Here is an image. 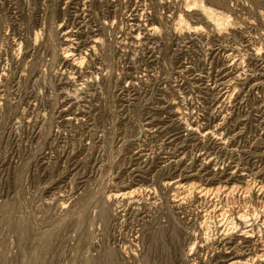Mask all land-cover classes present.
Masks as SVG:
<instances>
[{"label": "rangeland", "instance_id": "obj_1", "mask_svg": "<svg viewBox=\"0 0 264 264\" xmlns=\"http://www.w3.org/2000/svg\"><path fill=\"white\" fill-rule=\"evenodd\" d=\"M187 1L0 0V264H264V0Z\"/></svg>", "mask_w": 264, "mask_h": 264}, {"label": "bare ground", "instance_id": "obj_2", "mask_svg": "<svg viewBox=\"0 0 264 264\" xmlns=\"http://www.w3.org/2000/svg\"><path fill=\"white\" fill-rule=\"evenodd\" d=\"M211 1H213V2H217V1H219V0H211ZM219 2H221V0L219 1ZM186 6L188 7L187 8V11H191V10H194V9H196L195 7H199V9L202 11V14L203 15H205L208 19H209V21H212L215 25H217L218 27H224V26H227V25H230V24H228L229 23V16L228 15H225L224 13H222V12H218V11H216V9H214L213 7H211L210 5H207L206 4V1L204 2V0H188L187 1V3H186ZM195 6V7H194ZM146 10V9H145ZM76 13V12H75ZM205 20V19H204ZM182 22H184V18L182 17V15H180V23H182ZM186 22V21H185ZM84 23V22H83ZM187 23V22H186ZM206 25V24H205ZM69 32H70V30H69ZM90 32V31H89ZM66 33V32H65ZM71 36L72 35H70L69 33L67 34V38L65 39V41H67V42H69V41H71L73 38H71ZM91 36V35H90ZM89 36V37H90ZM88 37V38H89ZM96 38V37H95ZM90 39L91 41H89V45L93 48L97 43H98V39ZM221 40V39H220ZM73 41V40H72ZM75 41V40H74ZM86 41H88V39L86 40ZM139 42V41H138ZM77 43V42H76ZM100 43V42H99ZM98 46V45H97ZM71 47V46H70ZM70 47H66L65 48V50H64V52H63V61H69L71 58H72V60H73V62H72V64H73V66H75V67H79V66H81V65H83V61L85 60L84 58V56L83 55H80V56H78V54H75L74 52H73V50L70 48ZM87 47H89V46H87ZM96 47V46H95ZM94 47V48H95ZM91 48V49H92ZM162 50V49H161ZM93 51V50H92ZM94 52H95V50H94ZM5 53V52H4ZM77 55V56H76ZM71 67V66H70ZM76 70V69H75ZM89 78V77H88ZM69 79V78H68ZM89 81V80H88ZM84 84V83H83ZM217 85V84H216ZM222 85H223V83H222ZM80 89V88H79ZM78 90V89H77ZM127 91V90H126ZM66 95V94H65ZM80 100V99H79ZM209 103V102H208ZM80 110V109H79ZM173 111V110H172ZM64 112V111H63ZM76 113V112H75ZM74 113V114H75ZM225 117V116H224ZM70 118H72V117H70ZM70 118H66V119H70ZM74 118V117H73ZM78 118V117H77ZM79 120V119H78ZM189 127V126H188ZM194 127L192 126V124H191V127H189V129L190 130H194L193 129ZM196 130V129H195ZM197 132V131H196ZM194 133V132H193ZM220 139V138H219ZM264 141V140H263ZM71 153V152H70ZM66 160V159H65ZM172 161V160H171ZM71 163V162H70ZM100 166V165H99ZM222 167V166H221ZM179 185V184H178ZM181 185V184H180ZM235 185V184H234ZM234 185H232V186H229V187H212V188H205V187H200V186H197L195 183H189V184H187L186 186H183L182 188H184V190H182L183 192H189L191 189L193 190V191H196V192H198V193H200L202 196L203 195H209L210 193H216V192H220V191H222V192H226L227 194H232L233 195V193L234 192H236V189H237V187L236 186H234ZM249 186H250V184H249ZM256 186V185H255ZM260 185H258V187H259ZM262 186H264V185H262ZM261 186V187H262ZM247 187V186H246ZM254 187V186H253ZM258 187H256L257 189H258ZM247 189V188H246ZM245 189V190H246ZM253 189V188H252ZM134 190V189H133ZM251 190V189H250ZM259 190H260V188H259ZM262 191H263V189H262ZM135 192V191H134ZM182 192V193H183ZM222 192H220V193H222ZM261 192V191H260ZM264 192V191H263ZM133 193V191L131 190V191H125V192H121L120 194H118V195H123V196H125V195H127V194H132ZM134 194V193H133ZM187 195H189V193H186ZM218 194V193H217ZM224 195H225V193H223ZM226 194V195H227ZM264 194V193H263ZM113 196H117L116 195V193H114V194H112ZM186 195V196H187ZM195 195V194H194ZM215 195V194H214ZM219 195V194H218ZM182 196V195H181ZM229 196V195H228ZM228 196L227 197H225V198H228ZM262 196V195H261ZM200 197V196H199ZM203 197H205V196H203ZM202 197V198H203ZM209 197V196H208ZM183 198H185V196L183 195ZM181 199H182V197H181ZM180 199V200H181ZM206 199V198H205ZM221 199V198H220ZM224 199V198H223ZM251 199V198H250ZM176 201V200H175ZM216 201V200H215ZM236 202V201H235ZM206 203V202H205ZM222 203H224V202H222ZM178 204V203H177ZM226 204V203H225ZM63 205V204H62ZM227 205V204H226ZM243 205V204H242ZM215 207V206H214ZM211 209V208H210ZM217 209H219V208H217ZM213 209H211V211H212ZM216 211V210H215ZM258 211V210H257ZM216 212H218V211H216ZM224 213V211L223 212H221L220 213V216L222 215ZM226 213V212H225ZM246 212H240V213H238V216H237V219L238 220H236V221H239L240 222V224H241V222H248V217L246 216ZM263 214V213H262ZM224 215V214H223ZM251 215V214H250ZM249 215V216H250ZM235 220H233L232 221V224L234 225L233 227L234 228H237V227H239L240 225H239V223H237ZM210 221V220H209ZM225 221V220H224ZM260 221V220H259ZM244 223V224H245ZM251 224V223H250ZM259 224V223H258ZM261 224V223H260ZM253 225V224H252ZM231 226V225H230ZM232 227V228H233ZM248 227V226H247ZM251 227V226H250ZM226 228H227V226H226ZM230 228V227H229ZM240 228V229H239ZM238 229H239V232L240 233H238V236H241L242 238H248L250 235L248 234L249 233V230H251V229H243V228H241V227H239ZM228 229V228H227ZM226 229V230H227ZM237 229V230H238ZM235 230V229H234ZM234 230H232L233 232H235ZM255 230V229H254ZM259 230V229H258ZM229 231H230V229H229ZM232 231L231 232H229V233H232ZM260 231V230H259ZM252 232V231H251ZM225 233H227V232H225ZM224 233V234H225ZM236 233H237V231H236ZM253 233V232H252ZM228 234V233H227ZM233 234V233H232ZM260 234H261V232H260ZM226 235V234H225ZM234 235V234H233ZM252 235V234H251ZM253 236V235H252ZM251 238V237H250ZM254 238H256V237H254ZM230 239V238H229ZM240 239V238H239ZM238 239V240H239ZM216 240V239H215ZM244 240V239H243ZM249 240V239H248ZM252 241V240H251ZM250 240H249V242H251ZM243 242H247L248 243V241L245 239ZM254 242V241H253ZM231 242H229V244H230ZM256 244H257V242H256ZM247 245V244H246ZM245 245V246H246ZM249 245V244H248ZM247 245V246H248ZM225 246V245H224ZM244 246V247H245ZM252 247H253V245H251ZM255 246V245H254ZM257 246V245H256ZM262 246V245H261ZM230 247V246H229ZM228 247V248H229ZM237 247V246H236ZM250 247V246H249ZM252 247H250L249 249H251V251H252ZM256 248V247H255ZM255 248H253V249H255ZM257 248H258V246H257ZM263 250H264V248H262ZM245 250V249H244ZM243 250V251H244ZM257 250V249H256ZM258 250H261V249H258ZM238 251H239V249H238ZM250 251V250H249ZM234 253H235V251H233ZM240 252V251H239ZM238 252V253H239ZM247 252V251H246ZM257 252V251H256ZM263 252V251H262ZM241 253H243V252H241ZM260 253V252H259ZM264 253V252H263ZM233 254V253H232ZM247 254V253H246ZM237 256H238V254H236ZM263 256H264V254H262ZM258 256V255H257ZM234 257V256H233ZM232 259V258H231ZM230 259V260H231ZM217 260V259H216ZM224 260V259H223ZM244 260V259H243ZM261 260H264L263 258L261 259ZM255 261V260H254ZM252 262V261H251ZM245 263V261H242L239 257L238 258H235V259H233V261H231L230 262V264H244ZM228 264H229V262H228Z\"/></svg>", "mask_w": 264, "mask_h": 264}]
</instances>
